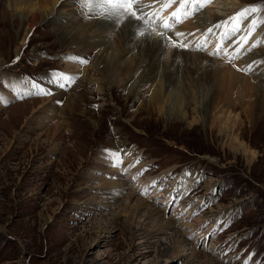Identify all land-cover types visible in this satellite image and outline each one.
I'll return each mask as SVG.
<instances>
[{
  "label": "rangeland",
  "instance_id": "374dc122",
  "mask_svg": "<svg viewBox=\"0 0 264 264\" xmlns=\"http://www.w3.org/2000/svg\"><path fill=\"white\" fill-rule=\"evenodd\" d=\"M26 1L0 6V264H264V109L243 93L220 95L210 40L185 32L178 43L189 36V47L176 51L140 36L131 52L100 48L82 64L56 25L28 33ZM220 1L230 0L204 8L220 13ZM232 1L264 9V0ZM164 2L141 0L150 15ZM84 4L67 9L97 20L89 15L99 9ZM121 27L106 32L108 46ZM109 64L122 72L117 84L102 77ZM61 73L74 78L71 105L51 80ZM6 75L55 90L15 99ZM125 152L136 156L129 171L110 155ZM168 223L180 244L160 235Z\"/></svg>",
  "mask_w": 264,
  "mask_h": 264
},
{
  "label": "bare ground",
  "instance_id": "6f19581e",
  "mask_svg": "<svg viewBox=\"0 0 264 264\" xmlns=\"http://www.w3.org/2000/svg\"><path fill=\"white\" fill-rule=\"evenodd\" d=\"M3 1L4 0H0V6L2 5ZM230 1H226V2L220 1L219 3L217 2V4L215 3L216 5H223L224 7V10H222V12L220 13L212 11L211 9L203 8V10L199 11L195 16L191 17L192 19L190 21L188 22L186 21L187 23L186 25L183 24L184 25L183 28L180 27L179 29H174L173 30L174 32L171 31L167 33L166 36L163 38V41L161 36L154 33L151 27H149V26H153L152 23L144 24L142 21H133L131 20L130 17L126 18L123 23L117 25L113 20L103 19V17L94 15L93 14L94 12H92L90 13L89 16L94 15L99 18L97 20H90L84 22L82 20L83 18H81L82 12L77 10L74 11V9L73 10L67 9L68 7H71L74 4V2H76V0H30V1L28 0L26 1L28 5L27 9L29 8L31 9V11L29 17H27L26 20L31 22V24H29L28 33L33 32L35 29H37L40 26L41 27L47 26V23L56 25L57 28L56 37L58 42L62 45H65V47H67V49L69 50L67 55L79 61L88 60V58L92 56L93 52L100 48L104 49L103 50L104 52H109L111 50L113 52L116 51V53H120V56L123 55L124 53L131 52L130 48L129 47L125 48V46L126 45L128 46L130 42L132 43V41L136 40L137 38L139 39L140 37L137 34V29L133 28L132 24H136L139 28L145 29L148 34H146L142 38H144V40H149L151 44L153 43L157 47H161L164 44H167L168 37H171L173 40H175L178 43L179 42L178 40H180L184 35L177 37L175 35V33L177 32L183 34L185 32H190L189 36L194 35L193 38L197 40L198 38H200V40L202 38V42L205 44L207 43V41L210 40L211 46L205 52L207 56H209L207 54L208 52L212 53L211 51L214 49V47L217 48L219 45L226 42L224 48L225 51L228 53V55H224V54L219 55L220 58H217L218 56L216 55H210L212 57L219 59V60L217 59L215 60L217 62L215 65L217 71L223 73L220 84V87L222 88L220 95L224 99L229 100L231 93L233 94L235 92L239 94L243 93L244 95L242 94V99L247 98L253 100L252 104H250L252 108L264 109V98H262L264 96V47L263 49L259 48L260 50L258 51L255 50V48L254 49L251 48L250 50L243 51L242 47L239 49L233 43L234 41H242L244 38H247V48L253 47V45H256V43H258L259 45L261 44V46L262 45L264 46V26L260 25L257 28L259 31L256 29L258 33L254 36H252L251 33V35L249 36L247 32L249 21L244 20L242 22H244L246 25L243 26L242 28L246 32L241 31V32H237L235 35H231L233 24L231 22L225 24V22L229 20V17L235 16L238 10H241L240 8L237 9V7L242 5L241 4L237 5L239 1H232V0ZM58 2L60 4L56 8L57 6L56 4H58ZM29 3H31L33 6H30ZM176 5L178 6V3ZM174 8L175 7L171 8L170 11L168 10L167 13L169 14L167 15L165 14L164 18H167ZM95 10L98 9L96 8ZM147 10H151L149 6L147 7ZM143 11L147 13L145 8L143 9ZM152 13L154 12L152 11L151 14ZM58 14H61L60 18L57 17ZM154 17L155 16H152V21H154L155 26L159 28V24L162 22V20H156V17L155 18ZM145 19L147 20L148 16H145ZM251 19H257V18L249 17V20ZM64 21L68 23L67 25L68 27L66 28L62 27V23H64ZM216 24H220L221 27L219 28L214 27V25ZM121 25L123 27H121L120 29L121 33H120V39H118L119 40L118 45L114 46L113 44L111 46H108L109 40H107L104 37L106 32L108 31L109 33L110 32L112 33L116 28H118ZM76 27L77 29H75ZM71 28L73 29L71 30ZM209 28L213 29L212 33H208L207 30ZM159 30L157 29V31ZM225 33H229L230 35L228 37H225ZM82 35H86V37L83 39L81 37ZM189 36L185 37L184 39L188 40ZM261 38H263V42L262 40H260ZM212 39L214 40L213 43L211 41ZM187 40H185L186 41L185 43H188ZM23 41H25V38ZM137 43L138 42H136L135 45ZM192 43L190 45H192ZM192 48L195 49L197 52L199 51L194 47ZM21 49H22V45L18 47L19 52ZM173 49L176 50V48ZM237 51L239 52V58H238L239 60L237 61V63L235 62L236 63L235 64L232 62V59H230L229 57L235 56ZM222 58H225L226 60L224 61V59ZM250 65L252 70L248 71L247 69ZM238 69L241 70L242 72L245 71L244 73L246 76L241 74L238 71ZM102 72H103L102 74L103 79L108 83H110L111 85L117 84L122 76V72L117 65L113 66L109 64L108 68L104 69V71ZM59 77L56 76L51 78V80L55 82L56 85L61 81L62 84L60 86L64 87V90L57 89L58 90L57 96H60L61 99H64L67 105H71L72 100L74 98L73 96L70 95L71 92L68 93L70 91V89H68L69 82L62 80ZM4 78H5L6 87L10 88V90L11 89L14 90V92H12L10 96L15 99L20 98L22 96L35 95L41 93L49 94V90H51L52 92L55 90V89L54 90L50 89L49 86L42 85L43 83L35 84L32 83V81H28L27 83L22 82V79L16 76L6 75L4 76ZM33 85H35V87H33ZM66 89L68 90L66 91ZM72 92H74V90ZM156 95L157 96L154 99L155 102H157L158 104L162 103L161 97H159L158 94ZM118 155L119 158L122 160V162H125L124 163V165L126 166L125 170L126 171L131 170L130 168L132 164L135 162L134 157L136 156L132 157L129 154V152H125L123 154H118ZM139 171H140V167H136L131 176L133 175L136 176L139 173ZM137 177L141 178L142 175L139 173V175L136 176V178ZM146 216L151 217L152 216L151 211H148L146 213ZM173 226H174L173 224L171 225V223H168V225L165 228L160 229V233H161L160 235H170V240L171 242L173 241L172 244L175 245L178 243L180 244L177 233L175 234L173 233L174 232ZM166 249H168V247L167 248L161 247V252H163Z\"/></svg>",
  "mask_w": 264,
  "mask_h": 264
},
{
  "label": "snow or ice",
  "instance_id": "6c2138e0",
  "mask_svg": "<svg viewBox=\"0 0 264 264\" xmlns=\"http://www.w3.org/2000/svg\"><path fill=\"white\" fill-rule=\"evenodd\" d=\"M212 0H165V2L162 4V9L166 10L168 8H171L174 4L178 3V6L175 11H173L170 16L166 19H164L159 24V31H157V28L155 26L154 21H152V16L156 17V20H160V14L159 12L152 13L151 15L149 13H145L143 9L146 7V5L141 3V0H85L84 7L85 8H92L95 7L99 9V11L93 13L94 15L101 16L106 20H113L117 25L124 22L126 18H131L133 21H142L144 24H153L152 31L156 33L157 35L161 36L162 41L163 38L166 36V34L170 31H172L177 25L182 24L186 19H189L193 16H195L199 11L203 10L204 7H206L209 3H211ZM261 11H264V9L260 7H249L241 10L238 12L235 16L229 17V20L225 22V24H228L231 22L233 24L231 35H235L237 32L241 31V28L238 26L241 21L248 20V28L247 32L249 36L251 33H253L261 24H264V20L261 19H251L249 20V17L253 14L259 13ZM145 16H148V19H145ZM133 28L137 29L138 36H145L148 34L145 29L139 28L136 24H132ZM214 27L219 28L221 27L220 24L214 25ZM208 33H212L213 29L209 28ZM177 37L183 36V33H175ZM230 34L225 33V37H228ZM237 48L242 47L243 44L247 43V38H244L242 41H234L233 42ZM164 47L171 46L173 48L176 47H182L187 49L189 45L187 43H177L175 40H173L171 37H168V43L163 45ZM258 45H253V47H256ZM197 50H205L204 46L201 45ZM221 54L228 55V53L225 51L224 45H219L216 50L210 55H216L219 56ZM239 58V52H236L235 56H231L230 59H236ZM73 59V58H69ZM80 63H86L85 60H80ZM239 70V69H238ZM248 71H251V65L247 69ZM60 79L65 80L66 82H73L74 78L70 77L66 74L61 73ZM35 87V85H33ZM48 94V93H45ZM0 102H2V98H0ZM114 157V166L119 165L122 163V160L119 158V155L116 153L110 154Z\"/></svg>",
  "mask_w": 264,
  "mask_h": 264
}]
</instances>
